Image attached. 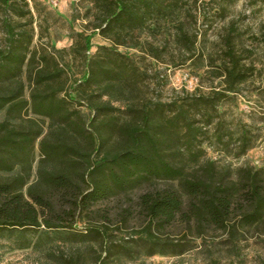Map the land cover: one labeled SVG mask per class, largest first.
<instances>
[{
	"label": "trees",
	"instance_id": "trees-1",
	"mask_svg": "<svg viewBox=\"0 0 264 264\" xmlns=\"http://www.w3.org/2000/svg\"><path fill=\"white\" fill-rule=\"evenodd\" d=\"M81 1L88 4L87 22L61 50H32V33L22 23L7 18L2 23L0 264H10L3 255L15 250L41 255L39 264L180 257L193 243L160 237L176 225L196 238L222 232V244L231 250L247 231L264 233V165L233 166L207 156L209 148L237 160L256 147L259 135L245 123H227L219 106L256 75V98L264 102V72L245 67L227 36L222 91L168 103L131 99L144 74L117 48L141 49L140 35L177 22L184 0ZM0 4L17 17L28 13L13 0ZM259 26L264 42V22ZM94 34L110 46L89 55ZM194 38L179 27L178 39L188 52ZM63 54L83 63L72 83L68 63L60 62ZM121 100L122 107L113 104ZM113 199L126 206L120 203L112 214L107 204ZM134 218L141 223L135 237L115 238L118 226ZM93 220L97 226L75 224Z\"/></svg>",
	"mask_w": 264,
	"mask_h": 264
},
{
	"label": "rangeland",
	"instance_id": "rangeland-1",
	"mask_svg": "<svg viewBox=\"0 0 264 264\" xmlns=\"http://www.w3.org/2000/svg\"><path fill=\"white\" fill-rule=\"evenodd\" d=\"M16 7L28 12L25 16H15L3 4H0V48L4 46L6 34L3 20L7 18L14 25L23 24V28L32 33L30 48L61 50L73 42V34L83 30L87 20L83 14L88 4L81 0H13ZM177 22L160 24L140 35L141 49L120 46L117 50L127 55L139 66L143 79L137 93L130 98L147 99L168 103L186 95H198L210 91L223 90V77H220L223 65L227 63L226 42L229 36L235 43L241 63L254 66L264 72V42L259 38V25L264 22V0H184ZM179 27L188 37H195V46L188 52L186 43L178 39ZM32 30V31H31ZM90 32H87L89 34ZM92 55L99 46H110L109 42L94 34L91 39ZM156 50L157 57L151 56L150 49ZM63 66L68 63L66 71L69 83L78 80L83 72V63L78 56L71 61L63 54ZM259 79L250 77L242 83L239 93L228 95L221 101L219 113L227 123L247 124L259 140L256 147L247 151L240 159L225 158L207 149V156L222 163L238 166L248 162L254 167L264 165V102L256 98ZM136 95V96H135ZM125 94L123 99H125ZM125 100L113 102L122 107ZM113 199L107 206L111 213L118 210ZM99 221L77 222L78 229L85 226H97ZM118 226V225H117ZM115 225H111L113 230ZM141 229L137 219H130L126 226L119 225L114 231L117 239L135 237L133 232ZM130 234L132 236H130ZM160 237L177 244L193 243L192 250L177 257L156 255L141 258L133 264H264V233L247 231L234 250L226 248L222 241L226 235L222 232H209L203 238H196L193 232L182 225L164 230ZM2 250L0 249V252ZM4 262L10 264H39L44 261L41 255L31 250L10 251L3 255ZM89 264V262L87 263ZM93 264V262L91 263Z\"/></svg>",
	"mask_w": 264,
	"mask_h": 264
}]
</instances>
